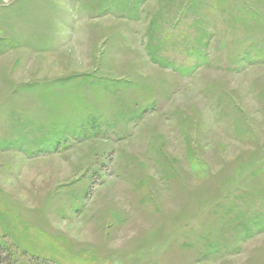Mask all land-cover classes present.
Listing matches in <instances>:
<instances>
[{"label":"rangeland","instance_id":"rangeland-1","mask_svg":"<svg viewBox=\"0 0 264 264\" xmlns=\"http://www.w3.org/2000/svg\"><path fill=\"white\" fill-rule=\"evenodd\" d=\"M1 264H264V0H0Z\"/></svg>","mask_w":264,"mask_h":264},{"label":"trees","instance_id":"trees-1","mask_svg":"<svg viewBox=\"0 0 264 264\" xmlns=\"http://www.w3.org/2000/svg\"><path fill=\"white\" fill-rule=\"evenodd\" d=\"M3 252L4 253H6V255L8 256V257H10V253L8 252V250L5 248V246L0 242V264L2 263V260H3V258H2V254H3Z\"/></svg>","mask_w":264,"mask_h":264}]
</instances>
